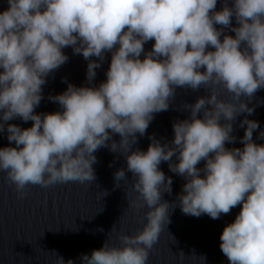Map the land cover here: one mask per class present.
<instances>
[{
    "label": "clouds",
    "instance_id": "9594fccd",
    "mask_svg": "<svg viewBox=\"0 0 264 264\" xmlns=\"http://www.w3.org/2000/svg\"><path fill=\"white\" fill-rule=\"evenodd\" d=\"M6 2L0 11V133L6 132L9 144L0 147V172L7 173L17 197L29 186L93 181L94 152L108 147L120 150L131 187L147 209L139 231L118 233L119 246L108 235L100 248L80 254V264H147L169 222L168 210L176 206L161 198L171 194L172 185L159 168L162 161L185 181L177 195L185 215L219 219L240 206L219 236L228 264H264V144L252 139L259 122L245 116L243 147H225L235 139L236 117L254 112L242 97L250 100L264 88V0H220L219 10L217 0ZM66 47L87 61L88 83L68 82L48 97L60 110L37 113L46 77L69 59ZM105 53L111 58L105 79L96 85L95 70ZM217 85L230 100L218 97ZM177 88L204 89L207 95L183 104L188 116L172 122L170 142L150 135L146 150H131L154 114L168 110ZM15 118L31 126L8 123ZM112 134L119 135V143ZM258 135L264 140V130ZM113 179L116 187L117 181H128L124 169ZM199 257L204 264L206 258Z\"/></svg>",
    "mask_w": 264,
    "mask_h": 264
},
{
    "label": "water",
    "instance_id": "95a60500",
    "mask_svg": "<svg viewBox=\"0 0 264 264\" xmlns=\"http://www.w3.org/2000/svg\"><path fill=\"white\" fill-rule=\"evenodd\" d=\"M6 7V0H0V11ZM220 7L221 2L217 0L216 10ZM232 24L236 26L234 19ZM225 32L235 35L230 29H225ZM153 43V40L145 43V50L150 51ZM62 51L69 59L46 77V83L42 86L43 98L35 108L37 113L60 110V106L48 97L62 92L68 82L77 86L88 83L85 78L87 61L83 56L74 55L71 47ZM110 58L111 53H105L101 67L95 70L93 84L98 85L105 79ZM215 90L219 98L231 99V94L221 85H217ZM202 95H207L204 89L193 91L177 88L168 110L154 114L144 136L137 134V142L131 150H146L150 135H154L162 144L170 142L174 135L172 122L188 116L183 104L194 103ZM242 99L254 108V112L251 115L241 113L232 122L235 139L232 143L226 142V148L243 147L240 138L243 137L244 128L240 122L245 116L259 122L260 127L253 131L252 139L254 143L264 144L258 135L260 130H264V88L259 89L250 100L246 97ZM8 123L20 127L31 126V121L24 122L19 118ZM112 140L119 143V135L112 134ZM8 144L6 132L0 133V147ZM94 156L93 181L83 184L57 183L48 188L29 186L27 194L19 198L13 186L7 182V173L0 172V264H60L59 257L65 262L72 259L74 264H80V254H90L92 249L100 248L108 235L111 236L110 243L119 246L118 233L133 235L143 227L147 209L143 206L142 198L131 187L132 174L127 171L120 150L113 152L108 147H100ZM203 165L202 160L197 167L202 168ZM159 168L172 179L171 194L163 192L161 198L176 206H170L169 222L162 227L158 240L149 250L147 264H202L201 255L206 258L204 264H228L219 247V236L224 225L239 212L240 206L232 208L228 214H222L219 219H212L206 214L199 217L185 215L177 202L184 179L171 172L167 162L162 161ZM117 169H124L128 178L127 182L117 181L119 187L115 186L113 179ZM132 204L137 206L133 207ZM179 252L184 253L182 258Z\"/></svg>",
    "mask_w": 264,
    "mask_h": 264
}]
</instances>
